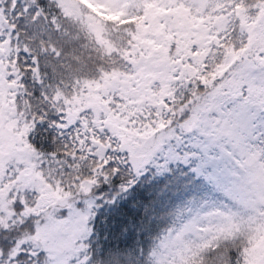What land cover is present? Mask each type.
I'll use <instances>...</instances> for the list:
<instances>
[{"label":"snow or ice","instance_id":"snow-or-ice-1","mask_svg":"<svg viewBox=\"0 0 264 264\" xmlns=\"http://www.w3.org/2000/svg\"><path fill=\"white\" fill-rule=\"evenodd\" d=\"M0 86L77 225L0 264H264V0H0Z\"/></svg>","mask_w":264,"mask_h":264},{"label":"trees","instance_id":"trees-1","mask_svg":"<svg viewBox=\"0 0 264 264\" xmlns=\"http://www.w3.org/2000/svg\"><path fill=\"white\" fill-rule=\"evenodd\" d=\"M5 90L7 93V86H5ZM8 99L10 109L4 113V115L2 114L1 126L4 127V123L7 122L14 129L15 109L10 103L9 97ZM6 131L10 132L9 129H6ZM16 138L19 137L16 136ZM24 145L25 147L24 151H22V155L29 160L28 163H30V165L27 166L28 163H25L22 159H19L14 164L13 158H9L8 162L14 166L16 165L17 167H11V169H9L7 173H5V175L0 178V181L2 180L0 182V228L11 230L13 225L21 223L23 219L32 217L33 219L30 221V224L34 226L36 235H30L28 229H25L23 232L19 233V237H17V244H19V242L22 240L28 243L43 246L40 243L39 236L40 232L44 228L46 229L47 226V224H45V214L53 207V205L64 207L65 200H55L56 196H58V198H62L63 196H59L58 193H54L53 190L45 183L41 173L37 170L38 165L33 159L35 156L34 151L26 143H24ZM27 168H31V173L35 179L30 178L29 180H24L25 174H23L21 177H18V174ZM40 189H43L45 192L50 190L53 195V201L51 203L47 198H44V201L42 200L43 207L37 206V204H35L37 203L35 198L43 195L42 191H39ZM20 205L23 206V211H19L18 206ZM37 208L39 209L38 212H34V210ZM41 221H43V223H41ZM58 237L60 238L59 242L52 245L53 251L57 254L59 253L60 248L66 247L68 245L66 243V233H59Z\"/></svg>","mask_w":264,"mask_h":264},{"label":"rangeland","instance_id":"rangeland-1","mask_svg":"<svg viewBox=\"0 0 264 264\" xmlns=\"http://www.w3.org/2000/svg\"><path fill=\"white\" fill-rule=\"evenodd\" d=\"M10 109L9 99L5 90V86H0V126H1V116L6 113ZM6 129H9L10 132H7ZM12 132V133H11ZM24 143L21 142L19 138H16L14 134V129L7 122L4 123V127H2V131H0V178L7 173L11 167H17L8 162L9 158H13L14 164L22 159L25 163H28L29 160L24 157L22 151H24ZM22 155V156H21ZM7 160V161H6ZM30 163L27 164L29 166ZM24 175V180H29L30 178L35 179L31 173V168H27L18 174V177ZM36 176V175H35ZM37 177V176H36ZM2 181V180H1ZM0 181V182H1ZM43 195L36 197L35 201H37V206H42L44 198H47L51 203L53 201V195L50 190L45 192L43 189H40ZM60 196V195H59ZM56 201H64L65 198H58L56 196ZM43 207V206H42ZM41 207V208H42ZM39 208V207H38ZM35 209L34 212H38L39 209ZM60 208L59 206L53 205V207L45 214V224H47L46 229L44 228L40 232L39 240L40 243L47 248H50L53 251L52 245L57 244L60 240L58 234L66 233L67 244L70 242V238L75 235V231L77 225L75 223L69 224L67 227L65 226H53V216L56 215V209ZM54 252V251H53Z\"/></svg>","mask_w":264,"mask_h":264}]
</instances>
